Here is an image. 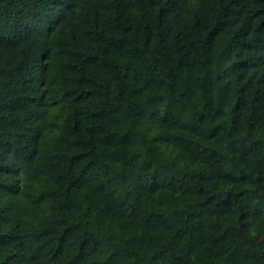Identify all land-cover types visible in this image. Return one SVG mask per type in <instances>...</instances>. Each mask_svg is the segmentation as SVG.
<instances>
[{
	"label": "trees",
	"instance_id": "trees-1",
	"mask_svg": "<svg viewBox=\"0 0 264 264\" xmlns=\"http://www.w3.org/2000/svg\"><path fill=\"white\" fill-rule=\"evenodd\" d=\"M0 264H264V0H0Z\"/></svg>",
	"mask_w": 264,
	"mask_h": 264
}]
</instances>
